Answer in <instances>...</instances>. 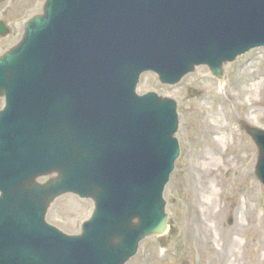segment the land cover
<instances>
[{
    "label": "water",
    "instance_id": "obj_1",
    "mask_svg": "<svg viewBox=\"0 0 264 264\" xmlns=\"http://www.w3.org/2000/svg\"><path fill=\"white\" fill-rule=\"evenodd\" d=\"M257 46L264 0H44L0 55V264H124L163 234L176 103L137 95L139 76L220 78ZM246 130L264 184V131ZM69 192L94 205L78 235L45 221Z\"/></svg>",
    "mask_w": 264,
    "mask_h": 264
},
{
    "label": "rangeland",
    "instance_id": "obj_2",
    "mask_svg": "<svg viewBox=\"0 0 264 264\" xmlns=\"http://www.w3.org/2000/svg\"><path fill=\"white\" fill-rule=\"evenodd\" d=\"M42 2L0 0V19L11 27L10 35L0 38V53L20 39L23 23L40 12ZM223 69L219 80L199 66L173 86L160 84L151 72L141 75L139 93L155 91L177 103L180 155L164 190L165 234L143 239L125 264H264V187L254 175L257 148L242 126L264 129V47ZM238 86L247 94L236 101L232 93ZM197 159L205 168L196 181L189 164ZM199 188L205 190L200 201ZM91 208L89 200L65 194L55 199L46 219L75 234Z\"/></svg>",
    "mask_w": 264,
    "mask_h": 264
},
{
    "label": "bare ground",
    "instance_id": "obj_3",
    "mask_svg": "<svg viewBox=\"0 0 264 264\" xmlns=\"http://www.w3.org/2000/svg\"><path fill=\"white\" fill-rule=\"evenodd\" d=\"M216 90L217 88L215 86L211 87V92L215 93L216 94ZM246 89L242 86H238L235 88V92L232 93V95L235 97V100L238 101L239 99H243L244 96H246ZM215 140L217 141L218 138L216 137ZM193 167V166H192ZM204 163H203V166H202V169L204 170ZM205 192V190H201L199 188V194L202 196V194Z\"/></svg>",
    "mask_w": 264,
    "mask_h": 264
}]
</instances>
